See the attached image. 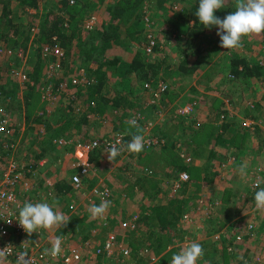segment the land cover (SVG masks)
I'll use <instances>...</instances> for the list:
<instances>
[{
	"label": "rangeland",
	"instance_id": "rangeland-1",
	"mask_svg": "<svg viewBox=\"0 0 264 264\" xmlns=\"http://www.w3.org/2000/svg\"><path fill=\"white\" fill-rule=\"evenodd\" d=\"M54 1L55 0H40V10L44 9V7H49ZM112 1L115 0H103L102 4L91 12L90 16L87 15L83 17L81 31L83 37H85L84 34L92 30L95 25L100 22V20L103 22L108 20V13H105L104 6L108 2ZM176 1L179 2V5L174 3V0H152V5L148 9L144 8L147 11L145 12L146 15L144 16L145 28H155L161 26L162 24H166L165 32L160 38L161 46L159 49L153 51L152 54L150 53V56L153 59L156 57L164 58L163 67L166 68L165 71H161L159 74H157V76L153 78L152 82L155 83L156 81H160L164 78V80L168 82V89L171 92L167 95L170 97V104L165 106L163 110L157 109V113L158 111L160 112L156 117L154 116V118H149L140 112L143 110V112L148 115L154 112V109L150 103V90L147 89L148 87H146V89H142L135 77H124L120 81H117V73L111 72L109 82L105 86L104 90L108 91V96L111 97H116V95H122L127 92V101H125L124 104L128 107L124 108V110L119 111L118 114H115L114 106H111L112 104L108 102L103 105L107 111L105 118H101V116L96 117L95 115L91 114L87 120L89 127H85L84 124H82V127L69 126V128L66 130L55 133L54 130L57 127L54 126L57 125L58 121L60 120L59 117L64 115L63 108L64 105H66L64 91L58 92L52 100L46 101L43 99L39 100L38 102V104L41 103L40 105L45 111H43L45 115L44 119H47L49 125L52 124V126H41L45 128L44 132H37V127H34V129L31 127H29V129L28 127H23L25 133H23L22 136H26L27 140L30 138L36 141V139H42L46 136L50 138V136L53 134L74 136L76 138H80V136L85 135V137L87 136L89 138L91 136H110L114 131L118 130L126 133V130L129 129V126L124 122L129 120L131 117L133 118L138 112H140L142 115H144L146 122H150L149 127H153L156 122L161 125L160 127H166L165 130L168 133V137L166 139L168 144V141L170 143L172 140H175L174 138H181L185 140V137L189 136L191 130L195 128L189 127V120L180 115L177 110V102H187L189 101L188 97L195 98V100H191L190 102H193V106L195 105L196 108L201 110L204 109V111L211 109L212 112L215 111L213 108V102L215 98H218V102H223L222 105H224V107L228 110L227 112L232 115L231 118L235 123L239 122V113L244 115H247L245 114L246 112L250 113L251 109H249V107L245 104L247 100H263L264 102V84L261 80H254L251 81L250 85H246L241 80H237L235 78L231 80L226 78L227 73L229 72V60L234 54H241L246 57L254 56L255 58H264V32L259 35L253 34L251 36H245L242 38V46L239 48L226 50L220 47V37L216 34L217 28L215 26H213L211 29L204 27L202 32V35L204 36V42L201 45V50L199 53L187 52L188 54L185 56V59L189 61L188 65L195 64L196 68L193 69L192 72H187L184 74L180 73L178 67L180 64V58L182 57V51L179 49V46L167 43L166 40L168 34H171V37H173V34L176 32V30L174 29V26L172 28V23L170 21L165 20L168 19V17H171L177 18V24L181 22L191 24L192 19L188 18L187 16L195 0ZM232 1L233 0H226L225 7L216 10L215 15L223 19L227 14L234 12L235 9L232 10L230 7V2ZM73 2L74 1H70V3ZM10 6L12 9V18L15 21H21L23 24H26V21H28L24 9L28 8L30 12L35 11L32 7L23 8L21 4L17 3L16 0H11ZM90 17H93L94 25L92 28H87L85 26V21ZM29 18H31V15ZM32 21L34 23V27L30 31L29 40L34 37L38 18ZM63 24L69 31L70 25L67 21V18H65ZM173 25H175L176 28L179 24ZM119 31L121 32L120 39L124 40V42H121L120 45L126 44V42H130L131 44L135 45V40H130L127 38V36L124 37V24L120 25ZM145 31L147 37H149L148 30L145 29ZM170 40L173 41V39H169L168 41L171 42ZM74 41L76 42L77 40L72 41V46L75 43ZM164 42L166 43L164 44ZM122 47L123 46L120 48ZM61 48L64 51V48ZM30 51L31 48H29V51L27 52L28 56L25 62L26 70H29L32 64L29 62L30 58L28 59V57L31 55ZM111 52L114 53L111 56L116 55L117 58L120 59L119 48H114ZM125 55L126 51L123 53L122 57ZM63 57L64 54L60 59V66L56 70L57 75L55 80L60 78L66 79L68 80V85L75 84L70 82L72 77L77 76V78L79 77L80 80L84 77L83 81L86 80L85 70L83 67L79 66V62L71 63L68 61V58L62 60ZM117 60H114V62L116 63ZM13 64H15V62L13 63L11 58L0 56L1 82L13 81L10 77L16 79V77L10 73V67ZM160 75L162 78H160ZM115 83H117V85ZM20 85L21 87L19 88L21 91V88H23L22 86L24 84L20 83ZM69 88H72V86ZM16 95H18V93ZM13 99L14 100L10 99L12 100L11 102L3 101L1 103L2 105L5 103L4 105H7V108L8 104L11 105L9 110L11 111L13 117L20 123L25 113L20 104L18 105L19 99ZM129 101L133 103L130 104ZM155 103L156 105H159L157 101ZM78 104L79 102L76 104V106ZM35 109L39 110L41 108L37 106ZM175 113H177V115ZM103 119H105V121H103ZM140 124H142V121ZM260 127L258 129L255 128L256 132L264 134V122H262ZM236 129L245 128L229 127V131L231 132H235ZM21 131L22 127H17L16 134L12 135V138L14 140L19 138L18 140L22 141V136H20L22 133ZM32 132H37L38 134L36 135ZM135 132L136 130L134 128L130 129V133ZM169 133L171 134L170 136ZM129 135L131 136V134ZM1 140L2 139L0 138V141ZM45 145L48 148L46 165L40 169L38 168L36 175L31 177V181L33 183L32 186H34L31 191L33 199L36 203H48L54 211H59L71 219L69 220L66 227H62L60 229L56 227L51 229H39L38 233L34 232V234L39 238H43L48 234V232L51 231H55L57 233H68L71 236V243L82 248L83 256L80 264H136L137 261L145 259L146 252L151 256V258L148 257L149 262L145 263L153 264V261L156 260V256H153V254L149 253V248L146 251L143 250L144 253H142L141 248L143 244L147 242V235L150 234L151 231L157 232L158 230L157 218L155 214L148 210V207L150 206L149 204L151 202H158L160 204L167 203L170 198L169 186L164 182V177L167 176L163 175V173L166 172L165 167H167L165 166V161L161 159V162H156L155 156H149V153L138 155L124 152L123 155L116 157L112 162L107 159L105 154H101L99 156V163H95L98 177L96 175H90L88 178L91 180V183H95L100 177L103 182L110 186L111 198L107 201H111V206L105 213L104 217L106 216L110 220L111 226H114L118 241L123 242L130 249L128 252V254H130L127 256L124 254H116L114 257L102 258L100 256H95L89 246H86V248L83 246V242L86 239H89L91 243H97L98 240L96 239H99V237H96V235L94 236L96 232L101 236L100 229L91 233L92 225L98 221V219L91 218L88 208L93 203L99 205L102 199L98 197L93 199L84 198V189L88 187H85V185L88 184L86 181L83 183L84 187L82 190L67 189L65 192L60 193V191H57L55 188L49 191L48 185L43 182L42 175L49 178L52 182L55 180L66 181L70 174L68 168L70 167L69 165L71 160L67 157L65 158L66 161L58 158L60 155V148L54 145L53 142H47ZM254 148V142L249 144V152L243 151V154L241 153L239 155V157L245 158L247 160H241V163H233L231 167L226 170H222L218 175L214 176L212 182L205 183L197 179H189L188 182L183 186V189L176 192L174 197H186V203L180 215L181 217L177 223L174 225V227L170 226L168 232L164 233L165 236L170 235V240H168V243L169 245L173 243L172 247L170 248H174L175 253H178L181 247L187 246L190 242H198L203 247L204 255L197 261V264H230L235 260H237L239 263L241 256L247 255V253L243 252V249L239 250L235 246L239 245L240 241L243 242L244 240H232V236H234L235 233V230H233L235 223L233 221L237 220L236 217H241L242 222L249 218L255 217L257 220L262 218V211H258L254 205V192H252L249 188L248 170L256 166L258 163H264V152L257 154V152L254 151ZM198 149L199 151H197V153L201 154L200 158L201 160H204L205 152L207 150L202 148ZM155 151L159 152L161 151V148ZM182 162L184 164L183 160ZM159 164H161L163 170L161 166H158ZM243 164H247L248 167L246 169L247 175L242 179L239 174V168ZM139 165L151 167L153 168V171L156 170V172H154V176L158 175L157 170L161 172V177L158 178L159 181H161L158 183L160 188H158L155 196H152L150 193H148L150 190L148 182L149 180L144 178L145 184L142 186L140 182H135L137 178H139L140 181V177L138 176H141L142 174V169ZM1 168L2 163L0 161V170ZM173 173L174 171L169 172L171 175ZM148 179L151 178L149 177ZM216 199L219 201L218 204L215 203ZM135 211L136 213L137 211H141L145 216V219L140 222V225L136 222L135 228L131 229L130 231L121 229L117 223V219L121 220L123 217L126 218L127 215L132 214ZM184 213L188 214L190 218L189 220L188 218L183 217L182 214ZM227 214H229V216L226 218L225 215ZM138 216L139 215L137 214V217ZM220 221H223V223ZM215 233H220L223 236L227 234L228 237L231 238V240L228 242L226 241V243H223L227 251L231 252H225V250L223 251V248L220 245L221 241H219V239H216L215 242L213 241V235ZM258 246L264 247V237H260L257 242L251 243L249 246L250 249L248 250L256 253L258 251ZM165 249L163 251H165ZM170 261L171 260H169V262Z\"/></svg>",
	"mask_w": 264,
	"mask_h": 264
},
{
	"label": "trees",
	"instance_id": "trees-1",
	"mask_svg": "<svg viewBox=\"0 0 264 264\" xmlns=\"http://www.w3.org/2000/svg\"><path fill=\"white\" fill-rule=\"evenodd\" d=\"M17 3L21 4L23 8L32 7L34 8V12H30L28 8L24 9L25 14L27 15V23L23 24L21 21H15L11 16V0H0V44L3 45H11L14 47L21 46L24 49L29 51L31 48V55L28 57L29 62H31V67L27 71L28 79L23 81L24 84L21 88L22 92V102L25 106V116L27 121L31 119L34 122H43L46 126L49 125L48 121L42 118V113H35V108L38 106L41 107V103L38 104L39 100H43L41 97L40 87L44 85L45 87L51 86L52 91L56 89V80L55 77L57 73L53 76V78H46L44 74V65L46 63V58L42 56L41 46L44 43L58 44L59 46L64 48V57L68 58V61L71 63L79 62V66L83 67L85 70L86 80H81L73 85H69L64 93L66 97V105H64L63 111L64 115H61L59 118L57 127L54 132H62L71 127H82L84 124L87 127V120L91 114L96 117L101 116V118L106 117V108L103 106L104 104L110 102L114 106V113L118 114L119 111L124 110V108L128 107L124 104L127 101L126 95L127 92L122 95H116V97L108 96V91L104 90L105 86L109 82V77L111 72L117 73V81H120L124 77L131 78L135 77L139 85H141L142 89H146V84H153L152 80L157 76L161 71H165L166 68L163 67L164 58L155 59L151 58L150 52L145 50V47L149 45L150 39L147 37L145 33V29L148 30V34L152 36L154 42L150 45L153 51L159 49L161 46L160 38L161 35L165 32L166 24H162L161 26L155 28H145V15L148 9L152 4V0H115L112 2H108L104 8L105 13H108V20L103 22L100 20L95 27L86 32L83 37L81 34L82 31V21L83 17L90 16L91 12L102 4L103 0H74L73 3H70V0H55L49 7L40 10V0H16ZM174 3L179 5V2L174 0ZM236 0L230 2L231 9H235ZM148 4V7H147ZM199 0H195L192 4L188 12V18L192 19V23H178L177 18L168 17L165 21H170L172 23V28L176 32H174L173 37L171 34H168L167 43L174 44L175 46H179V49L182 51V57L180 58V64L178 69L180 73L192 72L193 69L196 68V65L189 64V61L185 59V56L189 52L199 53L201 50V45L204 42V36L202 32L204 27L200 24L198 17L195 16V12L198 8ZM146 8V9H144ZM41 11V12H39ZM31 15V18L29 16ZM36 31L34 33V37L30 40V31L34 27V23L32 20L37 19ZM67 18L69 23V31L64 26L63 21ZM164 21V20H163ZM124 24L125 28V36H127L130 40H135V45L130 42H126V44H121L124 40H121V32L119 31L120 25ZM178 25L175 28V25ZM85 33V32H84ZM56 38H52V37ZM133 38V39H132ZM169 39H173V41L169 42ZM77 40L72 46V41ZM166 42H164L165 44ZM123 46L122 48H120ZM114 48L120 49V59L117 58L116 55L111 56L114 53ZM126 51V55L122 57L123 53ZM188 52V53H187ZM28 56V53H27ZM111 56V57H110ZM5 57V56H4ZM12 62L18 64L19 58L13 57L11 58ZM118 59V60H117ZM263 59V60H262ZM27 60V59H26ZM114 60H117L116 63ZM7 61V60H6ZM10 65V64H9ZM170 71V70H169ZM77 72V71H76ZM167 72V71H166ZM232 73V76H226L227 79H237L243 81L246 85H250L251 81L257 80L262 81L264 84V58H255L254 56L246 57L244 55L234 54L233 57L229 60V72ZM1 75V71H0ZM1 77V76H0ZM13 81H0V101L4 100L7 102L10 101L11 98H15L19 87H21L18 80L13 79ZM160 78L162 76L160 75ZM164 79V78H163ZM32 81V83L30 82ZM117 85V83H115ZM82 85V86H80ZM72 88H69L71 87ZM80 86V87H78ZM264 87V85H263ZM170 90H164L159 92V98H154L150 92V103L154 109L152 114H146L141 110L140 112L145 114L149 118H154L157 116V109L163 110L165 106H167L170 101V97L167 95L170 94ZM264 95V93H263ZM215 98V97H214ZM189 101L187 102H177V106L182 105L183 103H189L192 106V110L186 114H180L185 117H190L193 119V124H195L198 119L197 108L191 100H195L193 97H189ZM158 102L159 105H156L155 102ZM79 102L81 104L80 109L76 110V104ZM130 104L133 102L129 101ZM254 109L255 110H263L264 114V102L263 100H253ZM223 103V102H222ZM218 98H215L213 102V108L215 109V115H218L221 111L225 115V107L222 105ZM40 105V106H39ZM11 105L8 104V109ZM7 107V105H6ZM221 108V109H220ZM143 109V108H142ZM33 114V115H32ZM177 115V113H175ZM32 115V116H31ZM153 115V117H152ZM178 117V116H177ZM201 119V117L199 116ZM227 118V117H225ZM222 122L220 125L216 123H196L200 125H195V129L191 130L189 136L186 137V142L189 145V149L195 156L200 157L201 154L197 153L199 151L198 148H202L207 150L205 152V158L203 163H193L192 165L183 164L182 160L177 154V151L174 147V142L178 139L171 141L168 144L164 145L161 148V151H155L156 149H151L147 153L149 156H155L156 162L163 159L165 161V169L166 172L163 173L164 182L168 184L170 189V180L172 175L180 169H187L190 174L191 180L197 179L201 182L210 183L213 181V177L218 175L221 171H218V166L220 164L219 160L222 156H231L234 155L235 159L230 162V164L226 167L228 169L232 166L233 163H241L238 156L241 152H249L248 145L254 142V151L258 153L264 152V134L257 133L255 129H239L235 133V137L232 139L225 135L224 130L229 128L227 127L228 122ZM139 127H143L142 125H138ZM159 123H155L152 127L153 131L159 135H163L166 138L168 137V133L166 132V127H160ZM219 126V127H218ZM127 127V126H125ZM248 127V126H247ZM34 128V127H32ZM259 127H256L258 129ZM254 130L255 132H250ZM16 134V131L13 135ZM251 134H255V141H252ZM60 135L53 134L50 138L43 137L40 139L38 148L34 150L33 160L39 158L41 155H44L47 152L48 148L45 144L47 142L52 143V137ZM171 134L169 133V136ZM2 141L10 140V138L0 135ZM131 136L128 134L125 137V144L130 142ZM170 138V137H169ZM173 138V137H172ZM80 139L86 140L88 137L85 135L80 136ZM183 141V143L185 142ZM0 142V149H2ZM209 143L211 145L209 146ZM218 145L221 147L215 148ZM233 148L231 152H226L222 147L229 149ZM173 148V149H172ZM2 151V150H1ZM142 154L141 152L138 154ZM224 154V155H223ZM100 151H95L91 155V159L94 163H99L98 159L100 156ZM237 157V158H236ZM142 163V162H141ZM142 169V174L139 178L136 179L135 182H140L141 186L145 184V179L149 180V191L152 196L156 195L158 188H160L159 177L161 172L157 170V175H152L150 173H144L143 170L146 168L145 166L139 165ZM158 166H161L159 164ZM162 167V166H161ZM151 172L153 171V168ZM225 169V170H226ZM69 171H72V168H68ZM146 170V169H145ZM163 170V167H162ZM174 173L171 175L169 172ZM160 172V173H159ZM145 175V176H144ZM150 177L151 179H148ZM193 177V178H192ZM145 178V179H144ZM161 180V179H160ZM62 182V185L69 189L66 181L64 180H56L54 181V185L58 186L59 182ZM188 182V181H187ZM183 183L179 190L183 189V186L187 183ZM264 186V185H263ZM58 191V190H57ZM253 190L252 192H254ZM255 193V192H254ZM186 203V197H174L169 199L167 203H158L151 202L148 207V210L155 214L158 222V230L151 231L150 234L147 235L148 246L152 247V251L155 254H160L159 262L164 261L165 259L172 258V255L175 254V249L170 248L166 251H163L167 244L168 240H170V235L165 236L164 233L168 232L169 227L173 226L177 223L179 218L181 217V213L183 207ZM137 214L142 216V213ZM136 213V211H135ZM133 214V213H132ZM130 214L127 217H131ZM262 218L264 217V211L261 212ZM229 214L225 215L227 218ZM145 216L143 215V219ZM233 217V216H232ZM238 220H241L239 218ZM138 221V220H137ZM136 221V222H137ZM223 223V221H220ZM236 223L235 221H233ZM117 223L120 226V219H117ZM115 229V228H114ZM125 230V229H123ZM127 231V230H126ZM116 233V232H115ZM116 238L117 234H116ZM259 239V238H258ZM258 239H245L243 242L240 241L239 245H235L237 249H243L244 253H248L250 249V244L253 242H257ZM231 240L230 237L226 234L225 236L221 235L220 245L225 252L227 251L225 245ZM232 240H236L235 236H232ZM214 242L216 239L213 240ZM242 246H241V245ZM244 246V247H243ZM234 253V252H233Z\"/></svg>",
	"mask_w": 264,
	"mask_h": 264
},
{
	"label": "built area",
	"instance_id": "built-area-1",
	"mask_svg": "<svg viewBox=\"0 0 264 264\" xmlns=\"http://www.w3.org/2000/svg\"><path fill=\"white\" fill-rule=\"evenodd\" d=\"M74 1V0H70ZM93 17H90L85 21V26L87 28L93 27ZM150 43L145 47V50L152 54L153 50L151 49V44L154 42V39L150 34H148ZM52 38H56L55 36ZM27 49H24L21 46H11L0 44V56H5L9 58L17 57L20 62L18 64H13L10 67V73L16 77L19 83L22 84L23 81L28 79L27 71L25 69V62L27 59ZM42 56L46 58V63L44 65V74L45 77L53 78L56 74L57 68L60 66V59L64 54L63 49L58 44L44 43L41 46ZM11 65V64H10ZM228 76H232V73H228ZM84 79V77H83ZM81 79V80H83ZM79 77H72L70 82L77 83L81 81ZM32 83V81H30ZM56 89L52 91L51 86L45 87L42 85L40 87L41 97L46 101L53 99L58 92H63L69 86L68 80L66 79H57ZM147 89L150 90L151 95L154 98H159V92L167 90L169 88L168 82L164 79L158 80L153 84H146ZM245 104L249 109H254L253 100H247ZM81 104H78L76 110L80 109ZM179 114H186L192 110V106L189 103H183L177 107ZM160 111H158L159 113ZM136 116V117H135ZM133 118L136 119L138 125H142L140 128V134L144 136L145 146L143 151H148L151 149H160L167 144V139L163 135L155 133L152 127H149L150 122H146L144 115L138 112ZM220 117L223 118L224 114L221 113ZM11 114V111L3 104L0 105V135L10 138V140L2 141V151L0 152V160L4 162L2 164V169L0 170V249H2L6 256L0 258V264H16L17 256L24 251H27L28 257L30 259V264H80L82 261L83 251L79 246H71V236L68 233L57 234L54 232H48L43 238L37 237L34 233L31 236H28L24 230L19 226L18 218L19 207L23 206L24 202L36 203L33 199L31 193L34 186L31 177L35 176L38 171V166L30 161L29 159H19L16 154V146L18 141L12 138V135L17 131L18 122ZM105 121V119H103ZM142 121V124L140 122ZM246 126H249L250 129H255L254 124H259V121H254L251 118L247 119V122H244ZM135 129V128H134ZM136 130V129H135ZM40 132H44V127H39ZM126 133L123 131H114L110 136H91L86 140L76 138L74 136L68 135H56L52 137V142L57 146L64 149V154L70 157V167L72 171L69 174V182L73 189L79 190L83 187V179L89 177L90 175L98 174L96 172V166L94 161L91 159V155L95 151H100V154H105L103 149L109 145L116 142L117 139L121 141V145L125 144ZM13 139V140H12ZM99 143V148H93V142L96 141ZM175 148L177 150L178 156L186 164L193 163L195 161V156L190 150H188L180 140L174 142ZM122 151L120 155L124 154ZM106 155V154H105ZM107 157V155H106ZM237 158V157H236ZM235 159L234 155L222 157L219 162L218 171L225 170L226 167L230 164L232 160ZM45 159L38 162V165L43 164ZM146 169V170H145ZM143 172L150 173L154 175V172H151L152 169L145 168ZM249 175V188L251 191H257L258 188L256 184L260 182V187H264V163H258L253 168L248 170ZM43 177V182L49 187L52 185V181ZM190 178V174L186 169L177 170V172L171 177L170 180V192L169 197H173L176 192L181 188L182 184L187 182ZM94 185L90 187V191L87 193L86 197L88 199H93L95 197L101 199H110L111 198V188L108 184L103 182L99 177ZM50 191V190H49ZM254 191V192H255ZM215 203L218 204V199L215 200ZM212 211V210H211ZM184 218L190 219L188 214H182ZM235 220L233 230H235L234 236L237 240L245 239H258L264 237V219L257 220L254 218L245 219L243 222L241 220ZM11 220V223L8 221ZM138 220L137 213L133 212L131 217H123L120 220V226L123 229L131 230L136 226V221ZM239 221V222H238ZM101 223L105 224L107 221L105 218L101 220ZM242 229V230H241ZM95 232V229L93 230ZM57 236L62 238V252L57 257L53 258L50 255H44V250L50 248V241L55 239ZM214 239L221 238L220 233H215ZM116 233L114 230H106L104 239L102 243H91L89 239H86L83 242V246H89L92 253L95 256H100L102 258H109L115 252V248H118L122 253H128L129 248L123 243L116 242ZM251 257V258H250ZM241 264H261L264 262L263 255L259 252L249 251L247 255L241 256ZM239 262V263H240ZM237 260L231 262L230 264H239Z\"/></svg>",
	"mask_w": 264,
	"mask_h": 264
},
{
	"label": "clouds",
	"instance_id": "clouds-1",
	"mask_svg": "<svg viewBox=\"0 0 264 264\" xmlns=\"http://www.w3.org/2000/svg\"><path fill=\"white\" fill-rule=\"evenodd\" d=\"M225 2L226 0H199L198 8L195 12V16L198 17L203 27L211 29L215 26L217 28L216 34L220 37L221 48L226 50L239 48L242 46L243 37L253 34L259 35L264 32V0H236L235 11L221 19L215 15V11L224 8ZM124 123L129 126L126 134H131L132 138L124 146H118L121 145V141L117 139L115 143L103 149V152L107 155V159L110 162L114 161L122 151L139 154L144 149L145 139L140 134L141 130L137 120L129 119ZM132 128L136 129L135 133H130V129ZM178 140L190 150L188 143H183L184 139L179 138ZM92 147L94 149L100 147L97 140L93 142ZM197 158L200 157L195 156V161ZM193 163L184 164L192 165ZM247 167V164H243L239 168V174L242 179L247 175ZM256 187L258 190L255 191L253 196L254 205L258 211H264V187H260V182L256 184ZM110 206L111 201L102 199L99 205L95 203L91 204L88 212L92 219H102ZM70 219L63 213L54 211L46 202L32 203L26 201L23 206L19 207L18 218L16 220L24 232L28 236H31L34 232L38 233L39 229H51L53 227L60 229L66 227ZM8 223H11V220ZM50 244L51 247L46 248L43 254L55 258L62 252V238L57 236L50 241ZM203 255L204 250L202 245L198 242H190L187 246L181 247L178 253L173 254L169 264H197V261ZM5 256L6 253L0 249V258H4ZM16 264H30L27 251L21 252L17 256Z\"/></svg>",
	"mask_w": 264,
	"mask_h": 264
},
{
	"label": "crops",
	"instance_id": "crops-1",
	"mask_svg": "<svg viewBox=\"0 0 264 264\" xmlns=\"http://www.w3.org/2000/svg\"><path fill=\"white\" fill-rule=\"evenodd\" d=\"M71 85V84H70ZM19 92H20V94H19ZM18 95L21 97V99H20V97L18 96V95H15V98H17V99H19V103H18V105L20 104V106L22 107V109H23V111H24V113H25V106H24V104H23V102H22V100H23V98H22V92L20 91V90H18ZM12 100H14L13 98H11ZM188 99H189V97H188ZM12 100H10V102L12 101ZM52 100V99H51ZM4 100H1L0 101V105L2 104L1 102H3ZM7 101V100H6ZM5 102V101H4ZM3 104H5V103H3ZM212 108V107H211ZM221 109V108H220ZM262 109H264V108H262ZM36 111H37V114H40V113H42V117L44 118L45 117V115H44V109L43 110H38V109H35V113H36ZM44 111V112H43ZM47 111V110H46ZM225 111H228L226 108H225ZM48 112V111H47ZM263 112V110H255V109H253V110H251L250 111V113L248 112H246L245 114H247V115H244V114H238L239 116H238V118H239V122H237V123H235L234 121H233V119L231 118L232 117V115L228 112V113H226L225 112V115H224V117L223 118H221L220 117V114L221 113H223L222 111L218 114V115H215V111L214 112H212L211 111V109H208V110H205L204 111V109L203 110H201V109H198L197 108V115H198V119H196L195 121H197L196 123H216L217 125H220L222 122H224V121H227L228 122V125H227V127H244L245 129H250V128H248L245 124H244V122H247V119L248 118H251V119H253L254 121H257V119H258V121H259V124H254V126L253 127H260V125H262V122H264V114L262 113ZM33 115V114H32ZM31 115V116H32ZM199 116L201 117V119L199 118ZM185 117V116H184ZM225 117H227V118H225ZM263 119H262V118ZM185 118H187L188 120H189V127H195V125H200V124H193V119H190V117H185ZM17 120V119H16ZM46 121H47V119H45ZM183 120V119H182ZM16 122H18L19 123V121H16ZM226 122V123H227ZM28 124H30V125H28ZM45 125V127H46V124H43L42 122H34V121H31V119L29 120V121H27V119H26V116H25V114L23 115V117H22V121L18 124V126L16 125V127H22V133H21V135L20 136H22V134L23 133H25L24 132V129H23V127H28V129H29V127H37V132H40L39 131V127H41V126H44ZM178 125V124H177ZM87 127H89V124L87 125ZM219 127V126H218ZM261 128V127H260ZM32 129H34V128H32ZM193 129H195V128H193ZM239 129H236V131L235 132H231V131H229V128H227V129H225L224 130V132H225V135L227 136V137H229V138H233V137H235V133L238 131ZM27 131V130H26ZM36 131V130H35ZM233 131V130H232ZM241 131H242V129H241ZM252 132L254 131V130H251ZM37 132H32V133H34V134H38ZM40 135V134H39ZM254 136H255V134H251V139H252V141H255V139H254ZM19 139V138H18ZM18 139H16V141H18V143H17V146H16V154L18 155V153H19V155H18V157H19V159H22V160H25V159H29L30 161H32L33 163H35L37 166H38V168L40 169V168H42L43 166H45L46 165V160H47V157H48V155H47V152H45V154L44 155H41L39 158H37V159H35V160H33V154H34V150L35 149H37L38 148V144H39V141H40V138L39 139H36V141H34L33 139H28L27 140V138H26V136H22V141L21 140H18ZM4 140V139H3ZM13 140V139H12ZM2 141V140H1ZM0 141V142H1ZM54 145H56V144H54ZM211 145V143H209V146ZM1 146H2V144H1ZM57 146V145H56ZM57 147H59L60 148V155H59V157L58 158H60V159H63V161H66V157L67 158H69L70 159V157L69 156H66L65 154H64V149H62V147H60V146H57ZM218 147V145H216L215 146V148H217ZM219 147H221V146H219ZM218 147V148H219ZM231 146L229 145V149H227V148H224V147H222V149H224L226 152H231L232 150H233V148H230ZM2 148V147H1ZM1 150L2 149H0V152H1ZM148 151H150V150H148ZM148 151H142L141 153L142 154H140V155H144V154H147V152ZM242 154H243V152H241ZM240 153V154H241ZM224 155V154H223ZM226 156V155H225ZM225 156H222V157H225ZM238 158H241V157H239L238 156ZM42 159H45L44 160V162H43V164H41V165H38V162H40V161H42ZM241 160H247V159H245V158H241L240 159V161ZM1 161V163L2 164H4V162L2 161V160H0ZM195 163H203V159L201 160V158H197L196 159V161H195ZM146 167V166H145ZM146 168H151V167H146ZM2 169V168H1ZM176 173V172H175ZM174 173V174H175ZM173 174V175H174ZM172 175V176H173ZM158 177H159V175H157ZM161 176V175H160ZM69 177V176H68ZM84 181H86L88 184H86L85 185V187L86 186H88V187H86L85 189H84V193H85V196H84V198H87L86 197V195H87V193L90 191V187L92 186V185H94L95 183L93 182V183H91L90 181L91 180H89V178L87 177V178H84L83 179ZM56 181V180H55ZM65 181V180H64ZM84 181H83V183H84ZM99 181V180H98ZM66 184L68 185V187H69V190H74L73 188H72V186H71V184H70V182H69V178H67L66 179ZM84 187V186H83ZM82 187V188H83ZM57 189V190H59L60 191V193H62V192H65L67 189L62 185V182L60 181L59 182V185L58 186H55L54 185V182L52 183V185H51V187H49V190L51 191V189ZM80 190H82V189H80ZM178 191H180V190H178ZM77 192H79V191H77ZM51 193V192H50ZM197 194H198V192H197ZM171 198H174V196L173 197H170L169 199H171ZM88 199V198H87ZM103 200H109V199H103ZM167 201V200H166ZM120 209V208H119ZM119 209H117V210H119ZM116 210V211H117ZM138 213H142L141 211H139ZM130 215V214H129ZM128 215V216H129ZM103 218H105V220L107 221V223H105V224H103V223H101V220L103 219ZM102 219H98V221H96L93 225H92V230H91V233H93V230L95 229V232L96 231H98L99 229H100V233H101V236L100 235H98L97 234V232H96V234H94V236L96 235V237H99V239H96V240H98L97 241V244H100V243H102V241H103V239H104V236H105V233H106V230H110V229H112V230H114L115 231V229H114V226H111V224H110V220L105 216V217H103ZM261 219H264V218H261ZM142 220H143V214H142V216H141V214L138 216V221H137V223L140 225V222H142ZM128 231V230H127ZM51 232H54V233H57V232H55V231H51ZM62 233H64V232H58L57 234H62ZM91 238V237H90ZM93 239V238H92ZM72 242V241H71ZM116 242L117 243H119V242H121V241H118V239L116 240ZM121 243H123V242H121ZM255 243V242H254ZM71 244V246H75L73 243H70ZM124 244V243H123ZM125 245V244H124ZM172 245H173V243L172 244H170L169 245V243L167 244V246H166V249H165V251L166 250H168V249H170V247H172ZM126 246V245H125ZM128 247V246H127ZM149 248V253L150 254H153V256H156V260L155 261H153L155 264H169V260L170 259H168V261H167V259H165L164 261H162V262H159V256H160V254H155L153 251H152V247L151 246H148L146 243H144L143 244V246H142V248H141V250H142V253H144V251H146L147 249ZM263 248L264 247H260V246H258V251L257 252H259V253H261L262 255H263V259H264V250H263ZM130 250V249H129ZM144 250V251H143ZM129 252V251H128ZM253 252V251H252ZM116 254H124V253H122L121 251H119L118 250V248H115V252L113 253V255L111 256V257H114ZM130 254V253H129ZM128 253H125L124 255H129ZM145 255H146V257H145V259H141V261H137V263L136 264H146L145 262H149L148 261V257L149 258H151V256L146 252L145 253ZM110 258V257H109ZM143 262V263H142ZM151 262V261H150ZM153 263V264H154ZM241 263H243V262H240V264ZM151 264V263H150ZM261 264H264V262H262Z\"/></svg>",
	"mask_w": 264,
	"mask_h": 264
}]
</instances>
